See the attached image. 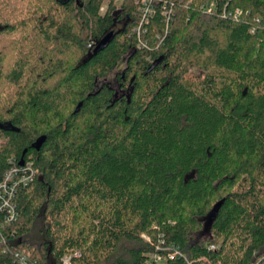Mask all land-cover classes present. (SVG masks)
Wrapping results in <instances>:
<instances>
[{
  "label": "trees",
  "instance_id": "trees-1",
  "mask_svg": "<svg viewBox=\"0 0 264 264\" xmlns=\"http://www.w3.org/2000/svg\"><path fill=\"white\" fill-rule=\"evenodd\" d=\"M105 1L0 0V264H264V0Z\"/></svg>",
  "mask_w": 264,
  "mask_h": 264
},
{
  "label": "built area",
  "instance_id": "built-area-1",
  "mask_svg": "<svg viewBox=\"0 0 264 264\" xmlns=\"http://www.w3.org/2000/svg\"><path fill=\"white\" fill-rule=\"evenodd\" d=\"M151 3V0H148ZM147 4V3H146ZM145 4V5H146ZM153 13V7L147 4L142 10V21H147ZM241 14L239 9L236 10V17ZM91 47V45H88ZM38 175V170L34 168L32 162L23 164H11L5 171L2 179L0 180V233L4 228L13 225L19 219L17 195L21 187L31 183ZM6 238L1 235L0 242L5 241ZM29 253L16 252V256L20 263H25ZM63 264H71L69 257L63 259ZM150 264H165V259L158 255L153 254L150 256Z\"/></svg>",
  "mask_w": 264,
  "mask_h": 264
},
{
  "label": "water",
  "instance_id": "water-1",
  "mask_svg": "<svg viewBox=\"0 0 264 264\" xmlns=\"http://www.w3.org/2000/svg\"><path fill=\"white\" fill-rule=\"evenodd\" d=\"M113 36V32H110L109 34H107L105 37H103L96 45L95 47V52H98L102 49H104L110 42L111 38ZM45 140V136H42L38 139V141L36 142V144L34 145V147L36 149H39L40 146L42 145V143L44 142ZM24 160L22 159L20 161V164H23Z\"/></svg>",
  "mask_w": 264,
  "mask_h": 264
},
{
  "label": "rangeland",
  "instance_id": "rangeland-1",
  "mask_svg": "<svg viewBox=\"0 0 264 264\" xmlns=\"http://www.w3.org/2000/svg\"><path fill=\"white\" fill-rule=\"evenodd\" d=\"M118 1L121 2L120 0H118ZM107 2H108V1L106 0V1H105V7H106V3H107ZM43 4L45 5V3H43ZM23 5H24L23 7L25 8L26 4L23 3ZM46 7L49 8V7H50V4H46ZM105 7L102 8V12L105 11ZM46 10H47V9H46ZM48 10H49V11H52V7L49 8ZM24 11H25V9H24ZM89 42H90V41H89ZM89 42H88V43H89ZM122 65H123V64H121V65L119 66L118 69H120V68L122 67ZM116 71H117V70L113 71V72L107 77V81H108V82L114 84V82H115V81H114V76H115ZM198 74H199V71L196 70V69H192L191 72H190V76H197Z\"/></svg>",
  "mask_w": 264,
  "mask_h": 264
}]
</instances>
